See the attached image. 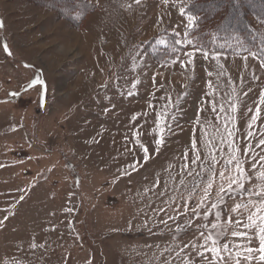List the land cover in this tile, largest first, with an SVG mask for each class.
<instances>
[{"label":"rangeland","instance_id":"1","mask_svg":"<svg viewBox=\"0 0 264 264\" xmlns=\"http://www.w3.org/2000/svg\"><path fill=\"white\" fill-rule=\"evenodd\" d=\"M0 11V264H261L264 0Z\"/></svg>","mask_w":264,"mask_h":264},{"label":"snow or ice","instance_id":"2","mask_svg":"<svg viewBox=\"0 0 264 264\" xmlns=\"http://www.w3.org/2000/svg\"><path fill=\"white\" fill-rule=\"evenodd\" d=\"M139 2H140V0H137V3H139ZM188 19H189V21H193L194 18L190 16ZM2 27H3V23H2V21H0V28H2ZM176 43L179 45V44H181V41L180 40H177ZM4 51L6 53H8L9 55H11V53L8 52V48H7V45L6 44L4 46ZM188 55L189 56H192L193 54L192 53H189ZM203 55H204L205 58L208 57V53L207 52H205ZM251 55L253 57L256 56L255 53H251ZM213 58L214 59H218V57H215V56ZM245 59H247V57H245ZM191 62H192L191 60L188 61V63H191ZM26 67H27V65H26ZM211 75H212V72H208V76H211ZM137 83H139V82H137ZM35 85H41V87H43L44 86V81L39 76H37L35 79H33L31 81V84L29 85V87H33ZM133 87H136V84H134ZM209 87H211V85H209ZM12 95H13V97H15L17 94L16 93H13ZM129 95H131V93H129ZM43 101H44V97H43V93H42L41 94V107L44 106L43 105ZM259 103L260 104H264V92H261L260 95H259ZM215 110H216V106H215V104H213V111H215ZM255 111H256L257 115L260 113L259 106L256 107ZM132 119L133 120H136L137 118L135 116H133ZM158 119H159V114H158ZM256 119H257V116L256 115L252 116L251 117L252 123H255L256 122ZM157 126L159 127V124H157ZM249 127H251V125H249ZM144 131H145V134L147 135V131L148 130L147 129H144ZM160 135L162 137V132L160 133ZM248 135L251 136L252 135L251 132H249ZM155 143H156L157 147H159L160 145H162L164 143V141H163L162 138H159V139H156ZM196 143H197L196 140H192L191 141V145H192V148L193 149L196 147ZM259 143L261 145H264V139H261L259 141ZM136 145H138L139 148H141L143 150V152L145 153V159H147V154L149 152V148L144 143H141V141H139V140L136 141ZM192 159H193V162H195V160L198 159V157H193ZM134 166L135 165H133V167ZM220 175L223 176L224 173H221ZM210 184H211V181L209 180V185ZM21 199H23V197H21ZM213 207H215V205H213ZM237 207H239V205H237ZM261 210H264V207H262ZM192 211H193L194 214H196V209L195 208H193ZM249 219L251 220L252 217L250 216ZM261 219H264V217H261ZM213 227L215 228V225H213ZM257 227L259 228V249H258V251L260 253L259 259L261 261V264H264V226H259L258 225ZM201 235H203V233H201ZM233 235L235 236L237 234L236 233H233ZM224 249L225 250L228 249V245L227 244L224 245ZM211 251L216 252L218 250L216 248H212ZM253 251H254V249L252 247H247L246 248V252L249 254L248 257H247V259H249V260L252 259V257H251L250 254L253 253Z\"/></svg>","mask_w":264,"mask_h":264},{"label":"trees","instance_id":"3","mask_svg":"<svg viewBox=\"0 0 264 264\" xmlns=\"http://www.w3.org/2000/svg\"><path fill=\"white\" fill-rule=\"evenodd\" d=\"M73 4H75V3H71L70 5L71 6H69L68 8H67V6H66V9H68V11H71L70 13V15H71V17L73 18V19H79V18H82V14L80 13V11H79V8H73ZM76 4H77V2H76ZM65 5H68V4H65ZM64 5V6H65ZM253 39L255 40V39H257V37H256V35H254V37H253ZM216 42V41H215ZM226 44L227 45H230L231 44V42H229V41H227L226 42ZM258 44H259V49H260V51H263L264 52V45L261 43V41H259L258 40Z\"/></svg>","mask_w":264,"mask_h":264},{"label":"crops","instance_id":"4","mask_svg":"<svg viewBox=\"0 0 264 264\" xmlns=\"http://www.w3.org/2000/svg\"><path fill=\"white\" fill-rule=\"evenodd\" d=\"M1 12V11H0ZM3 13V12H2ZM6 16V15H5ZM2 17L4 18V16L2 15ZM4 22H5V28H4V31L5 33L7 34V24H8V19H7V22L5 21V18H4Z\"/></svg>","mask_w":264,"mask_h":264}]
</instances>
